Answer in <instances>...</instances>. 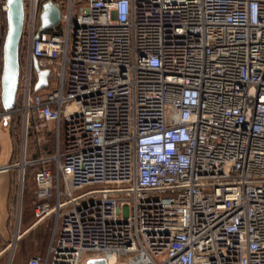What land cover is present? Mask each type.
Wrapping results in <instances>:
<instances>
[{"label":"built area","instance_id":"obj_1","mask_svg":"<svg viewBox=\"0 0 264 264\" xmlns=\"http://www.w3.org/2000/svg\"><path fill=\"white\" fill-rule=\"evenodd\" d=\"M46 1L23 0L12 110L41 165L34 223L57 222L29 264H264V0H53L40 31ZM50 122L57 152L27 160Z\"/></svg>","mask_w":264,"mask_h":264},{"label":"rangeland","instance_id":"obj_2","mask_svg":"<svg viewBox=\"0 0 264 264\" xmlns=\"http://www.w3.org/2000/svg\"><path fill=\"white\" fill-rule=\"evenodd\" d=\"M1 21L4 28V41L6 38L7 30H8V22H7V13H1ZM24 33V30H23ZM23 38V35H22ZM23 41L26 42L25 38ZM4 46V43H3ZM22 47V39L20 43V55L23 54ZM4 65V56H3V48L1 53V77ZM21 74H23L22 70L20 73V80L22 78ZM21 81H19V89L17 94V100L14 108H18L21 106ZM1 86V83H0ZM1 110L5 111V108L2 104ZM23 125V116L21 112L12 113V122L10 128V134L12 138L13 152L10 159V164H14L9 171L10 173V191L7 200V208L9 217L6 223L7 233H3L0 230V264H23V261L18 260V252L17 250L14 252L15 248L21 246L20 237L24 231V223H25V213L28 209L32 208L33 200H34V187H35V179L34 173L41 166L40 164L33 166H26L24 172V179L21 182V161L23 156V145L25 141V130ZM55 123L50 122L46 123L42 129H36L30 127L28 134H26L27 140V160L36 159L40 156L46 154H52L56 151V137L54 135ZM2 152V144L0 140V154ZM18 163V164H17ZM16 165V166H15ZM10 166V165H9ZM22 185V186H21ZM22 188V189H21ZM22 190V193H21ZM22 197V198H21ZM21 200V201H20ZM21 211V214H20ZM34 222V219H33ZM48 222V221H46ZM50 224L53 229V236L56 230L57 222L56 220H50ZM29 240H26L23 246H29L31 244ZM91 258H105L101 255H93L88 254L85 256L83 264L87 259ZM106 259V258H105ZM12 261V262H11ZM108 262V260L106 259ZM113 264V263H112ZM116 264H128L126 262H118Z\"/></svg>","mask_w":264,"mask_h":264},{"label":"water","instance_id":"obj_3","mask_svg":"<svg viewBox=\"0 0 264 264\" xmlns=\"http://www.w3.org/2000/svg\"><path fill=\"white\" fill-rule=\"evenodd\" d=\"M8 30L3 46L4 65L1 77V98L5 108V114L0 120V140L2 152L0 154V230L7 233L6 223L9 217L7 200L10 191V159L13 152L12 138L10 134L12 122V110L15 107L19 89L21 63L20 43L24 30L25 11L23 0H7ZM61 9L53 0L43 4L41 12V28H51L61 22ZM38 36V34H37ZM38 74L35 89L38 90L48 85L50 71L41 69L37 60L34 63ZM86 264H109L105 258H91Z\"/></svg>","mask_w":264,"mask_h":264},{"label":"crops","instance_id":"obj_4","mask_svg":"<svg viewBox=\"0 0 264 264\" xmlns=\"http://www.w3.org/2000/svg\"><path fill=\"white\" fill-rule=\"evenodd\" d=\"M35 70V66H34ZM35 75L38 76L36 70ZM34 204V203H33ZM28 209L25 215L24 231L20 237L21 246L15 248L18 252V260L23 264H29L31 257L40 256L46 258L53 240V229L50 220L55 221V217L49 218L48 222L34 223V209ZM21 214V211H20ZM26 240L32 242L29 246H23ZM12 262V261H11ZM11 264V263H10ZM19 264V263H18Z\"/></svg>","mask_w":264,"mask_h":264},{"label":"bare ground","instance_id":"obj_5","mask_svg":"<svg viewBox=\"0 0 264 264\" xmlns=\"http://www.w3.org/2000/svg\"><path fill=\"white\" fill-rule=\"evenodd\" d=\"M26 143V142H25ZM25 167H26V160L23 158L21 161V171H22V175H21V182L23 181V176H24V172H25ZM22 186V185H21ZM22 189V188H21ZM22 193V190H21ZM22 198V197H21ZM21 201V200H20ZM89 259L86 260V262L84 264H86L88 262ZM108 263L109 264H114V257H110L108 259Z\"/></svg>","mask_w":264,"mask_h":264},{"label":"trees","instance_id":"obj_6","mask_svg":"<svg viewBox=\"0 0 264 264\" xmlns=\"http://www.w3.org/2000/svg\"><path fill=\"white\" fill-rule=\"evenodd\" d=\"M41 166H39V168H40ZM39 168H37V170L39 169ZM36 170V171H37ZM36 171H35V173H36ZM35 173H34V179H35ZM35 202V194H34V200H33V203ZM34 205V204H33Z\"/></svg>","mask_w":264,"mask_h":264}]
</instances>
